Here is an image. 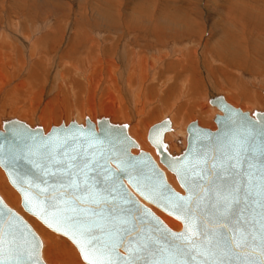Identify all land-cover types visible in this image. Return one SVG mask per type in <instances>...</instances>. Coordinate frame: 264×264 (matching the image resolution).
I'll return each mask as SVG.
<instances>
[{"label":"water","instance_id":"95a60500","mask_svg":"<svg viewBox=\"0 0 264 264\" xmlns=\"http://www.w3.org/2000/svg\"><path fill=\"white\" fill-rule=\"evenodd\" d=\"M209 103L222 113L214 118L216 130L192 122L180 153H171L163 141L168 119L148 133L159 162L174 174L183 193L168 183L149 153H131L137 144L124 124L105 118L98 120V131L87 118L85 125L62 123L46 133L40 126L6 120L0 129V167L19 193L22 209L66 237L85 264L89 261L77 243L79 232L70 229L66 235L63 217L94 237L101 260L110 254L119 264H200L205 259L259 264L264 236V109L243 111L219 95ZM223 197L231 201L227 210ZM145 204L179 221L181 228H170ZM190 227L197 233L196 244L207 246L211 238L215 255H196L180 239ZM237 231L247 234L248 247L221 253L217 241L222 246ZM42 244L32 225L0 196V264H46Z\"/></svg>","mask_w":264,"mask_h":264},{"label":"bare ground","instance_id":"6f19581e","mask_svg":"<svg viewBox=\"0 0 264 264\" xmlns=\"http://www.w3.org/2000/svg\"><path fill=\"white\" fill-rule=\"evenodd\" d=\"M1 1L0 129L3 128V122L9 119L21 120L31 127L40 126L44 133L62 123L68 125L70 122H77L85 125L87 118L93 123L96 131L100 118H105L112 124H124L127 134L137 144L131 149V153H149L164 170L168 183L177 192L183 193L174 174L162 167L156 151L150 145V128L168 119L170 128L165 132L163 141L171 153L177 154L186 146L187 127L193 121L200 128L216 130L214 118L222 113L209 103V98L222 96L227 103L243 111L264 109V82L260 83L263 79L259 80L260 84L254 88L252 85L255 84L244 83L239 78L232 79L229 74L231 67L250 72L258 71L257 73L261 72L264 76V68L262 71L259 60L255 61V55L249 57L244 47L246 40L250 38L251 43L258 44H254L257 46H254V49L261 53L258 55L264 60V6H253L256 12H234L239 11V4H236L235 0H220V6L225 12H180L183 13L182 17L179 15L183 23H177L170 16L168 18L171 20L166 21V17H173L175 14L177 16L178 12H121V0H104V5L110 6L111 10L117 8V11L42 12L53 16L54 20L52 23L46 20V25L41 27L32 22L39 16V12H20L25 10L27 0L21 1L23 8L17 6L18 10L10 3L9 7L13 12H8L6 17L4 12H1L4 0ZM13 2L16 5L20 1ZM41 5L50 6L46 0H42ZM179 7L178 9H181ZM133 8L135 9V5L131 7ZM187 9L191 10L188 5ZM69 17H72L71 25ZM215 18H218L220 23L214 21ZM240 18L248 24L246 28L249 29V38L245 36L247 32L244 35L246 28L240 23ZM207 20L211 29L212 26L217 28V24H221L223 28V38L220 35L222 39L214 37L210 41L212 44L215 40H221L219 51L218 48L213 50L212 46L209 48V43L207 51L211 49V61L222 63L216 70L226 80L223 87L220 86L223 90L213 88L211 92L202 91L203 79L200 64H197L195 58V50L186 47V50L180 53L181 49L178 50L175 45L173 48L165 45L170 39H183L195 32L201 34L208 23ZM29 22L32 25L28 24ZM172 22L183 27L175 29ZM253 28L257 30L254 33L257 36H252ZM259 36L263 41L256 43ZM123 39H127L126 44L122 42ZM230 46H236L238 50L234 47L230 53L224 50ZM165 58H170L171 61L165 62ZM206 62L212 72L213 68H216L215 64L212 68L211 62ZM237 74L241 75L239 71ZM146 141L152 148L148 147ZM7 181L8 178L0 167V196L7 205L14 203L18 206L20 195L8 181L13 189L10 188ZM145 205L170 228H181L179 221H174L152 205ZM41 231L47 233L46 229L41 228ZM38 235L43 243L42 259L49 264L48 255L52 252L45 249L48 241L41 234ZM50 247L56 250L55 258L60 257L61 261H66L62 262L63 264L78 259L75 249H64L56 244H51Z\"/></svg>","mask_w":264,"mask_h":264},{"label":"rangeland","instance_id":"374dc122","mask_svg":"<svg viewBox=\"0 0 264 264\" xmlns=\"http://www.w3.org/2000/svg\"><path fill=\"white\" fill-rule=\"evenodd\" d=\"M5 1V2H4ZM3 1V3H4V8H3V10L1 11V12H4V15H5V17L6 16H8L7 15V13L8 12H13V10L11 11L10 9V7H9V5H10V3H12L11 5H13L14 6V8L15 9H17V6H20V7H22L23 8V6H22V4H21V1L22 0H17V1H20V2H17L16 3V5L14 4V0L13 1H11V0H4ZM48 3H49V5L50 6H48V5H46V7L44 8L42 5H41V2H42V0H35V2H31V0H27V6H26V8H25V10L24 11H20V12H39V16L38 17H35L36 19H33V23H34V25L35 26H43V25H46V24H44V23H46V20H47V22H50V23H52L53 22V16H48V15H45V14H43L44 12H58V10H59V12H116L117 11V8H115V10H111L110 9V6H108V5H104V0H46ZM52 1H53V3H52ZM59 1V2H58ZM95 1H97V2H95ZM128 1V2H127ZM132 1V2H131ZM135 1V2H134ZM2 1L0 0V3H1ZM51 2V3H50ZM121 3H122V7H121V12H178L177 13V16H171V15H167V19H166V21H168V19L169 20H171L170 18H168V16H170L172 19H174V21H176L177 23H183V19L182 18H180V16L182 17V15H183V13H180V12H193V11H198V12H206V13H208V12H211V13H213L214 12V14H215V12H225L224 11V9H222L221 8V6H220V0H215V1H213V0H188V2H190V3H188L187 2V0H121L120 1ZM131 2V3H130ZM185 2V3H184ZM193 2H195V3H193ZM262 2V0H235V3L236 4H239V6H238V8H239V11H234V12H256L255 11V8L253 7V6H255V5H258V7H261V6H264V4H262V3H264V0H263V2ZM29 3H31V4H29ZM64 3V4H63ZM96 3V4H95ZM125 3H127V4H125ZM183 3V4H182ZM188 3V4H187ZM192 3V4H191ZM216 3V4H215ZM29 4V5H28ZM102 4V5H101ZM136 4H138L137 6L139 7H137L136 6ZM186 4V5H185ZM190 4V5H189ZM193 4H196V6H194ZM1 5V4H0ZM51 5H52V7H51ZM55 5V6H54ZM60 5V6H59ZM123 5H125V6H123ZM134 5H135V9L133 8V9H131V7H134ZM175 5H177L176 6V8H174L175 7ZM187 5H188V7L189 8H191V10L189 9V11H188V9H187ZM192 5V7H190ZM55 8H54V7ZM62 6V7H61ZM108 8H107V7ZM181 7V9H178V7ZM220 6V7H219ZM48 7V8H47ZM103 7L105 8V9H103ZM179 7V8H180ZM186 7V8H185ZM253 7V8H252ZM43 8V9H42ZM50 8V9H49ZM54 8V9H53ZM64 8V9H63ZM122 8H124V9H122ZM138 8V9H137ZM198 8V9H197ZM245 8H249V9H245ZM53 9V10H52ZM195 9V10H194ZM252 9V10H251ZM8 10H10V11H8ZM18 10V9H17ZM63 10V11H62ZM126 10V11H125ZM193 10V11H192ZM43 12V13H42ZM40 13H42V14H40ZM9 14V13H8ZM44 15V16H43ZM180 15V16H179ZM245 15V14H244ZM48 16V17H47ZM126 16V15H125ZM179 16V17H178ZM206 16V15H205ZM221 16V15H220ZM43 17V18H42ZM165 17V16H164ZM42 18V19H41ZM72 18V17H71ZM70 17H69V22H70V24L69 25H71L72 23H71V21H72V19H71ZM180 18V19H179ZM208 19V18H207ZM218 21L219 19L218 18H215L214 19V21ZM173 23V26H175L174 28L175 29H178V27H179V29L181 28V27H183V25L182 26H180L179 24H177V23ZM207 24H205L206 26L204 27V31H203V29H202V31L203 32H201V34H198L197 32H195L194 34H192V35H187L186 37H184L183 39L181 38V39H175V40H167V42L165 43V45L166 46H168V48H173V47H177V49L178 50H180L179 52L180 53H183V51L184 50H186V49H190V50H195V58L197 59L196 61H197V64H200L199 65V69H201V76H202V79H203V89H202V91L204 90V91H206V92H211L212 90H213V88L214 89H216V88H218L219 90L223 87V84H224V82H226V80H225V77L224 76H222V75H220L219 74V72L216 70L217 69V67L218 66H220L222 63L219 61H211V58H210V50L211 49H208L209 51H207V44L210 46L209 48H211V46L213 47L212 49L213 50H216L217 48V50L219 51V47H220V41L218 42V40L219 39H222L223 37V34H221V29H223L222 28V25L220 24V26H219V24H217V28L216 27H214L213 28V26H212V29L210 28V24H209V21L207 20ZM219 22V21H218ZM31 22H29L28 24H30ZM202 23L203 22H201V25H202ZM220 23V22H219ZM240 23L242 24V25H244L245 26V28L247 27L248 28V24H247V22H245L244 23V21L240 18ZM30 25H32V24H30ZM68 25V28L70 29V26ZM22 27H24L23 25H21ZM49 26V25H48ZM50 27H51V24H50ZM207 27V28H206ZM250 27V26H249ZM66 28V27H65ZM247 28H246V31L244 30V35L246 34L245 32H247V35H245V36H248V34H249V29L247 30ZM24 29V28H23ZM214 29V30H213ZM217 29H218V31H217ZM215 31L214 33H213V31ZM99 31H101L100 29H99ZM208 31H209V33H210V35H209V33H208ZM253 32H251L252 33V36H257L256 34H254L255 33V31H257L256 29H254L253 28V30H252ZM102 32V31H101ZM213 34H212V33ZM217 32V33H216ZM220 32V33H219ZM106 32H104V34H105ZM197 33V34H196ZM206 33V34H205ZM257 33V32H256ZM107 34V33H106ZM205 34V35H204ZM213 36H212V35ZM258 34V33H257ZM197 37H196V36ZM207 35V36H206ZM221 35V37H219ZM202 37V38H201ZM214 37H217L218 38V40H217V42H216V40L215 41H213L212 42V44L210 43V41H212L211 39H213ZM250 37V35L247 37V38H249ZM186 38V39H185ZM209 38V39H208ZM259 39V41H256V43H259V42H262L263 40H262V38L259 36V38H257L256 40H258ZM261 39V40H260ZM127 39H123V41L122 42H125V44L127 43V41H126ZM181 40V41H180ZM207 40H209V41H207ZM108 41V40H107ZM110 41V40H109ZM180 41V42H179ZM183 41V42H182ZM187 41V42H186ZM190 41V42H189ZM205 41V42H204ZM251 40H250V38L248 39V40H246V42H245V45H244V47H245V49H246V53L249 55V57H252L253 55H255L254 57L256 58V60L255 61H257L258 62V60H259V62L261 63L260 65L262 66V67H260V68H262V71H263V68H264V60H263V58H262V56L260 57V55H261V53H259V52H257V50H255L254 48L255 47H257L258 46V44H255V43H251L250 42ZM199 42V43H198ZM250 42V43H249ZM187 43H188V46H187ZM191 43V44H190ZM184 44V45H183ZM249 44H251V45H249ZM257 45V46H255V45ZM175 45V46H174ZM178 45V46H177ZM218 45V46H217ZM183 46V47H182ZM189 46H191V47H189ZM216 46V47H215ZM237 46V45H236ZM236 46H230V47H228V49H224V50H226V51H229V53H230V50H232V48L234 47V49L236 50H238V48L236 47ZM252 46H253V48H252ZM255 46V47H254ZM179 47V48H178ZM187 47V48H186ZM184 48H186V49H184ZM230 48V49H229ZM234 50V51H235ZM259 50H261V48L259 49ZM204 51V52H203ZM233 51V50H232ZM207 52V53H206ZM251 53V54H250ZM258 53L260 54V55H258ZM208 56V57H207ZM203 59V60H202ZM209 60L211 63H210V65L212 66V68H213V66H214V64H215V66H216V68L214 67L213 68V70H212V72L209 70V68L207 67V60ZM165 62H167V61H171V59L170 58H165V60H164ZM203 61V62H202ZM245 61H247L246 59H245ZM213 62H215V63H213ZM218 62V63H217ZM202 63V64H201ZM213 64V65H212ZM246 64H249V62H246ZM206 66V67H205ZM206 69V70H205ZM215 70V71H214ZM230 72H229V74H231L232 76V79H236V78H239V79H241L244 83L246 82L247 84H249V83H251V85L252 84H255V85H252L254 88L257 86V85H259L260 83H263L264 81V76H263V73H261V72H259V73H257L258 71H256V72H250L249 70H245V69H242V68H240L239 70L238 69H233V68H231L230 67ZM237 71H239L240 72V74L242 75H238L237 74ZM203 73H204V75H203ZM208 75H207V74ZM217 73V74H216ZM261 73V74H260ZM252 74V75H251ZM210 76V77H209ZM261 79H260V78ZM163 78V77H162ZM259 78V79H258ZM249 79V80H248ZM253 79V80H252ZM263 79V80H262ZM261 82H260V81ZM252 81V82H251ZM258 83H257V82ZM215 84H214V83ZM260 82V83H259ZM206 83V84H205ZM209 83V84H208ZM211 83V84H210ZM220 83V85H218ZM257 83V84H256ZM264 84V83H263ZM222 85V86H221ZM209 86V87H208ZM218 86V87H217ZM220 86H221V88H220ZM204 87H206L205 89H204ZM253 87H251V86H249V88L251 89H254ZM210 88V89H209ZM248 88V89H249ZM221 90H223V89H221ZM203 91V92H204ZM244 91H246V90H244ZM207 101H205V103H206ZM208 106H209V104H208V102L206 103ZM213 107V106H212ZM215 108V107H214ZM216 109V108H215ZM213 114V113H212ZM212 116V115H211ZM212 121V123H213V119L211 120ZM193 122H195V121H193ZM191 123V122H190ZM214 124V123H213ZM147 142V141H146ZM147 145H148V147H150V148H152L149 144H148V142H147ZM164 169H165V167L164 166H162ZM166 170V169H165ZM167 172H169L168 170H167ZM169 173H171V172H169ZM172 174V173H171ZM7 183H8V181H7ZM8 185L10 186V184L8 183ZM10 188H11V186H10ZM11 189H13V188H11ZM8 206L9 207H12L13 209H15L19 214H21L31 225H32V227L37 231V233H39V234H41V236L42 237H44V238H46L47 239V243H46V250H48V251H50V253L51 254H49L48 255V263L49 264H52V263H54V264H63L62 262H66V261H61L59 258L60 257H56L55 258V255H54V253H56V250L55 249H53V248H51L50 247V245L51 244H56V245H58V246H62V247H64V249H68V250H71V249H73V251H74V249H75V252H76V254L78 253V251H77V249L75 248V246L66 238V237H64V236H62V235H60V234H57V233H55V232H53V231H51L50 229H48L47 227H45L42 223H40L36 218H34L33 216H31V215H29L28 213H26L23 209H22V207H21V205H20V203L18 204V206H16V205H14V203H12L11 205L8 203ZM154 207V206H153ZM155 208V207H154ZM157 209V208H156ZM158 211H160L159 209H157ZM161 213H163L162 211H161ZM163 214H165V213H163ZM166 216H168V217H170V218H172L171 216H169V215H167V214H165ZM174 221H177V220H175L174 218H172ZM41 228H43V229H46L47 230V233H45V232H42L41 231ZM72 246V247H71ZM55 251V252H54ZM77 260H74L73 262H69V261H67V263H64V264H85L82 260H81V258H80V255H79V253L77 254ZM50 257H51V259L53 260H51L50 259ZM54 259H53V258ZM79 260V261H78ZM52 262V263H51ZM55 262H57V263H55ZM78 262V263H77Z\"/></svg>","mask_w":264,"mask_h":264},{"label":"snow or ice","instance_id":"6c2138e0","mask_svg":"<svg viewBox=\"0 0 264 264\" xmlns=\"http://www.w3.org/2000/svg\"><path fill=\"white\" fill-rule=\"evenodd\" d=\"M237 192L239 189L236 190ZM234 199V197H233ZM223 200L225 202L226 210L228 206L230 205L231 201L228 197H223ZM69 218L63 217L61 218L60 222L65 223V229L64 232L67 235L68 231L71 229L74 232L78 231L79 235L77 237V243L80 246L81 253L84 255V259L89 261V264H119L118 261L113 260L109 254V257L107 260H101L98 257L101 255V251L96 248V246L93 244L94 237H91L85 229L82 227L77 228L76 224L67 223ZM51 226V224H49ZM59 230V228H58ZM197 235L195 231L192 230L190 227L185 234H183L180 239L186 242L192 251L196 253V255H202L204 257H209L215 255V251L213 250L212 246V240L211 238L208 239L207 246L205 245H198L194 242V237ZM216 248L219 249V251L223 254H229L234 249H241L244 247H248V237L247 234L244 232H234L232 236L228 239L223 240L222 246L220 241H217V244L215 245ZM260 256L261 259L259 260V264H264V236L261 238V245H260ZM126 264H130V262H126ZM158 264H175L173 261H161L158 262ZM180 264H189L188 261H182ZM200 264H226L225 261L221 259H215V260H202L200 261ZM227 264H231V262H227ZM236 264H255V262L252 261H237Z\"/></svg>","mask_w":264,"mask_h":264}]
</instances>
